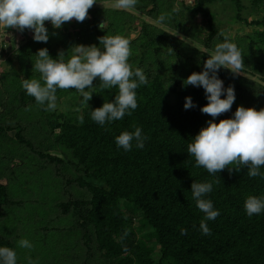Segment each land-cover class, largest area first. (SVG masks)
Instances as JSON below:
<instances>
[{
  "label": "trees",
  "instance_id": "trees-1",
  "mask_svg": "<svg viewBox=\"0 0 264 264\" xmlns=\"http://www.w3.org/2000/svg\"><path fill=\"white\" fill-rule=\"evenodd\" d=\"M173 1L138 0L134 8L123 10L114 7L115 0H98L88 9L83 22L74 19L72 25L63 23L60 28H53L45 21L49 33L47 43L34 41L32 35L26 36V29L18 31L25 35L24 40L16 48L12 44L11 53L5 59L9 67L0 74V168L3 167L1 171L6 173L8 183L0 182V218L5 216L7 206L21 203V200L12 199L8 189L14 176L8 173L7 166L14 157L4 139L8 131L15 130L18 145L34 149L42 158L55 164H64L61 156L44 153L40 143L37 150L35 143L24 137L23 127L27 125L24 123L31 119L22 123L23 119L17 114L29 115V112L49 126V142L75 168L69 177L65 176L61 190L68 194L74 188L89 194L85 211L77 207L79 199L73 197L57 203L61 213L71 215V226L74 223V227L81 230V249L74 264H264V212L248 217L243 207L248 196H264V177H249L246 166H241L239 171L235 167L229 171L226 166L212 175L204 168L196 167L194 158L187 153V144L192 137L213 118L200 111V106L207 103L204 90L184 86L182 80L193 71L199 72L215 44L225 39L215 22V13L204 6L205 2L222 0H196L193 5H182L181 10L188 9L203 17L195 26L180 21L172 7ZM230 1L237 9L241 8V0ZM108 2L111 7L106 6ZM252 3L264 6V0H253ZM132 9L141 10L152 20L165 14L166 21L159 24L178 31L168 51L174 50L173 58L186 56L193 61L180 76L182 79L163 74L159 66H154L158 62L166 65L158 60L159 54L152 55V59L146 57L149 60L143 67L144 58L131 53L130 57L137 59L134 67L141 66L148 82L136 89L138 107L132 114L105 126L91 120L90 113L111 100L117 89L103 88L98 79L86 89L92 92L87 104L75 89H57L56 95L74 98L72 106L80 109L72 114L47 111L25 93L22 81L40 76L32 68L37 49L46 47L53 58L67 59L73 44H98L97 38L104 34L128 35L134 28ZM244 22L254 27L251 33L234 36V43L246 53L242 71L259 75L261 81L221 68L217 75L225 86L231 84L234 87L236 98L231 110L217 116L216 120L231 117L237 105L264 107V13ZM189 30L190 33L186 32ZM142 32L147 33L145 35L151 37V41L157 39V35L160 39L166 36L160 25L152 22L145 25ZM59 52H64L63 57L57 56ZM14 58L18 62L17 69ZM186 96L191 97L194 107H183ZM80 117L84 120L82 124ZM137 126L147 136L144 148L133 146L129 151L118 148L114 137L124 130L133 131ZM44 164L39 162L34 166L43 169ZM52 169L61 179L63 171ZM261 172H264V166H261ZM37 181L42 185L41 178ZM204 181L212 183L213 190L207 198L220 212L215 220L206 221L211 229L208 235L199 230L204 214L196 207L190 190L192 182ZM136 218L138 223L133 227L132 220ZM181 228L187 230L186 235H181ZM0 246L13 249L14 240L0 233Z\"/></svg>",
  "mask_w": 264,
  "mask_h": 264
},
{
  "label": "clouds",
  "instance_id": "clouds-1",
  "mask_svg": "<svg viewBox=\"0 0 264 264\" xmlns=\"http://www.w3.org/2000/svg\"><path fill=\"white\" fill-rule=\"evenodd\" d=\"M98 0H0V29L15 28L19 32L28 29L36 42L47 43L49 39L45 21L53 28H60L63 23L75 19L83 22L88 9ZM138 0H115L114 7L118 9L134 8ZM167 19L165 14L157 18L158 23ZM98 44H73L71 54L67 59L53 58L46 47L36 51L32 68L40 74L39 78L24 79L22 88L25 93L34 98L35 102L45 106V110L57 108V89H75L83 98V102L91 99L92 92L87 91L93 86V80L98 79L102 87H115L116 95L108 102L92 109L91 120L105 126L113 121L121 120L125 115H131L138 107L136 89L147 84V77L141 68L133 69L130 65L131 55L129 39L121 35H102L97 38ZM64 52L57 56L63 57ZM56 56V57H57ZM242 52L236 43L225 38L215 44L214 49L203 62L199 72L193 71L182 80V85L201 87L204 90L207 103L200 106V111L209 115L204 126L187 144V153L194 158L195 166L204 168L209 174L215 175L226 166L229 171L235 167L246 166L249 177H264L261 166H264V107L256 109L237 105L231 117L216 120L217 116L231 110L235 102L234 87L224 85L217 73L221 68L231 73L242 72L244 62ZM183 107L190 109L194 103L190 96L184 98ZM83 117L79 123H83ZM115 144L124 151L135 146L144 148L147 136L142 134L139 126L133 131H121L114 137ZM191 196L196 207L204 214L199 224V230L208 235L211 229L206 221L215 220L220 214L207 194L213 190L211 182H192ZM248 217L264 212V196H248L243 203ZM181 235L187 230L180 229ZM21 248L31 249L32 243L22 238L17 241ZM0 264H17V253L7 246H0ZM27 264H37L27 258Z\"/></svg>",
  "mask_w": 264,
  "mask_h": 264
},
{
  "label": "rangeland",
  "instance_id": "rangeland-1",
  "mask_svg": "<svg viewBox=\"0 0 264 264\" xmlns=\"http://www.w3.org/2000/svg\"><path fill=\"white\" fill-rule=\"evenodd\" d=\"M195 1L196 0L173 1L174 5L172 7L175 8L174 12L178 13L180 21L184 24L195 26L203 19L201 15H195L188 11V9L183 10L182 8L181 10L182 5H193ZM252 2L253 0H241L242 6L239 9H237L230 0L205 2L204 6L215 13V22H218L219 29L223 35H225V38L234 42V36L248 34L253 30L254 26L247 24L244 20L250 21L262 16L264 13V6H257ZM106 6L111 7L112 4L108 2ZM132 10V23L134 28L128 35L122 34L123 37L130 41L131 53L133 55H135V53L139 54L144 58L142 62L143 67L148 63L147 60H149H146V57L152 59V55L159 54L158 60H162L166 65L163 66L161 62H158L154 66L157 68L159 66L158 69H160L163 74H172L179 80L182 79L180 76H182L186 68L193 64L189 62L193 61H191L192 59L190 57L187 58L183 56V58L180 59L184 64H180V59L173 58L174 50L168 51L171 49L169 44L173 43L172 41L175 40L178 31L171 26L162 27L157 20L150 19V17L145 15L141 10ZM74 21L75 20L72 19L65 23L67 25H72ZM149 22L160 25L162 33L166 36L160 39L157 35L156 37L158 38L151 41V37L146 36L145 34L147 33L142 32V29L145 25H148ZM185 26L183 27L185 28ZM186 32L190 33L191 30ZM140 34L143 36H140ZM31 35V31L26 29V36ZM24 37L25 35L20 34L16 30L7 31L0 29V74L5 68L9 67L5 59L11 53L12 44L15 45L16 48L23 42L22 40H24ZM241 52L245 64L246 53L245 51ZM136 60L137 59L133 57H129L128 62L132 64V68H135ZM151 62L154 63L152 60ZM13 64L16 65L17 69L18 62L15 58ZM139 68H141V66H139ZM240 75L248 76L252 80L258 82L261 81L259 75L254 76V74L250 73L245 74L244 71H242ZM56 96L57 108L55 111L72 114L74 110L80 109L72 106L74 98H72L71 95L69 98L64 94ZM25 114L26 113H18L17 116L23 119L22 123L31 119L29 122H33V124H28L29 122L24 123L27 124L23 127L22 131L24 137L32 140V142L35 143L34 148H37V150L40 143L41 150H43L44 153L48 152L61 156L64 159V164H55L51 160L42 158L34 149H28L23 145H18L15 142V130L8 131L6 135H4L6 145L8 144L7 148L12 151L11 154L14 153L12 154L14 157L10 161V164H7L9 168L8 173L14 176L9 186L6 185V187L8 186L9 194L12 199L21 200V203L18 202L17 204L6 207L5 216L0 218V233L14 240L13 249L17 253V264H27V258L29 257L36 261L37 264H74L77 252L81 249V247L79 248V242L82 240V238H80L81 230L76 229L74 223L71 226V215L61 213L57 203L61 200H66L68 197H73V199H79L77 207L85 211L87 206L85 200L89 197V194L86 190L76 191L74 188H71L72 193L68 194H66L64 189L61 190V187H64L65 178L69 177V174L72 173L75 168L72 167L69 160L64 157L62 152L49 142L51 141V134L49 126L44 123V120H37L36 117L29 112V115ZM20 162L23 165H21ZM39 162L45 163L44 165H46V167L37 169L34 165L38 166ZM2 168H0V182L6 184L8 180L5 178L6 173L1 171ZM51 169L55 170V172L56 170L63 171L64 177L62 175L61 179H58L57 175H54ZM69 170H71V172ZM76 173L77 171H75L74 174ZM38 178L42 179V185L37 181ZM137 223V218L132 220L133 227H135ZM22 238L28 239L33 247L31 249L19 247L17 241ZM80 253L82 254V252Z\"/></svg>",
  "mask_w": 264,
  "mask_h": 264
}]
</instances>
